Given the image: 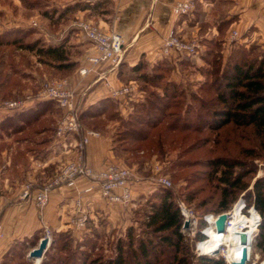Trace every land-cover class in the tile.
<instances>
[{
  "label": "rangeland",
  "instance_id": "obj_1",
  "mask_svg": "<svg viewBox=\"0 0 264 264\" xmlns=\"http://www.w3.org/2000/svg\"><path fill=\"white\" fill-rule=\"evenodd\" d=\"M64 2L66 3V0H0V32H7L4 37L5 40L7 39L6 41H10L0 45V109H2L0 114L2 118L7 115L4 114L5 112L11 114L21 110H3L2 103L4 100L20 99L27 95L35 94L43 80L68 78L58 75V73H64L66 69L51 68L55 65L52 62L58 61L53 58L52 55L38 53V48L45 46L46 43L57 41L62 38L64 39V34L69 30H72L73 33H79L78 29H75L70 24L75 18L92 21L86 17H76L72 14L67 15L66 13L69 11H65V9L74 8L73 6L76 5V3H70L68 5L61 4ZM70 13L73 12L70 11ZM65 25L69 26L64 28ZM251 30L252 29L246 31L244 35L248 34L247 36H249ZM69 41L70 40L65 42L64 50L68 52L69 59L73 60L75 56L73 53L75 44H71ZM72 41L74 40L72 39ZM33 42H37L35 49H28L26 46L27 43ZM209 46L215 49L210 57H218L219 59L215 65L206 64V66L208 65L207 67L211 68V70L213 69V71L218 72L216 69H221L225 60L222 46L217 47L214 44H210ZM243 47L246 51H250L248 59H259L264 53L257 39L251 40L250 42L248 41L246 45L244 42ZM189 56L190 55L185 58H180L187 62L186 64H179L177 78L180 80V84L179 87L176 88L174 99L170 96H165L163 100L158 99L160 97L159 95L165 92V85L162 81L163 83L161 82L158 88L150 87L149 89H143L139 86L140 93L128 99L130 103L129 110L118 109L117 111L116 105L111 103L107 111L108 114H112L115 120H117V129L120 125L122 127L135 126L140 128L142 132L148 133L147 138L143 140L134 141L131 138H126L124 141L118 140L117 142L118 145L133 149L132 151L127 150L125 153H122L123 159L126 161L124 165L131 168L134 166L136 177L139 175L148 179L145 185L148 187V193H142L141 196L140 192H137L135 198L133 196L131 202V206L134 204V207H136L132 217L134 243L141 235L146 239L150 237L155 241L160 240V237L154 233L148 225L145 226L144 223L148 211L152 209L151 203L160 201L159 196H161L160 193L164 189V186L155 183L151 178L156 170L155 164L158 163L162 172L166 173L171 179L172 186L170 188L173 190L174 199L176 201L181 199L184 200L193 207L198 215H200L198 228L201 226V217L204 214L209 212L216 213L217 208H219V202L223 197L221 195V189L224 187L225 183L220 178L223 174V167L220 166V168L216 170L217 167L212 164V159L227 157L230 159L247 161V166H236L235 173L239 172L240 169L245 170L249 166L254 168L253 172H248L245 178H243L244 181L248 183L247 187L245 189L237 188L235 194L237 196L227 209L223 211L232 210L235 202L240 197L245 198L244 193H249V190L252 189L255 179L264 175L263 136L256 133L253 125H236L230 122L217 129L211 127L213 123L211 122L212 118H210V111L216 107H224V103L220 102L215 88L217 83L221 84L223 88L224 78L220 72L218 74L211 72V74L206 73V75H204L202 73L204 66L200 65L196 67L197 64L191 62V60L187 58ZM176 59H179V56H177ZM40 62L43 63L40 64ZM175 67V65L172 66V68ZM30 69L38 71L37 80V77H34ZM197 71L200 72L202 76H198L197 78ZM170 77L172 76L170 75ZM175 80L178 81L177 79ZM148 95L150 100L160 101V104L163 102L162 109L164 112L161 113V109L157 107H151L150 101L146 100L145 102L144 99ZM36 103L37 101L28 106ZM166 104L167 106L165 107ZM187 110H191L192 112L187 113ZM60 112L61 108L54 103L48 113L50 116L47 118V121L42 119L33 124H28L21 132L16 133L15 136L38 137L36 131L42 129V127L46 125L53 127L59 118ZM131 115H146L145 119L150 116L151 119H155V121L159 119H162V121L155 126H147L146 124H139L136 122L131 124L128 122V117ZM51 118L52 123H49ZM104 122L105 121L101 118L98 126H101ZM172 124L174 126H172ZM6 128L9 130L12 129L8 125L4 130ZM48 133L51 135V131H48ZM2 144L3 140H0V147ZM25 175L23 176V180H25ZM132 180V189L133 185L136 189V187H139V185L144 182L141 183L137 181L136 178H132ZM245 200L247 202V207L253 204L251 199L248 200L245 198ZM136 202L139 203L135 206ZM244 210L247 212V208ZM251 211H253V209ZM262 217L261 215V220ZM101 223H105V220L101 219L100 224ZM101 228L100 226L97 229V233H99L98 237L88 234V238L85 239V237L82 236V245L79 246H74L76 245L75 242L79 240L75 241L73 235H71L74 245H67L60 249L63 239L68 235L59 237L54 250L56 259L68 261L72 258L77 262L79 261L78 263L83 262V264H86L89 261V259H85L86 257L90 259L91 257H97V259H102L103 261L110 256L116 255L118 249L117 237L123 235L126 230L123 233H116L112 229L104 230ZM259 229L260 224L256 232H258ZM181 231L185 237L184 245L188 248V251L181 253V255H185L184 259L186 260V262L182 264H197L200 260L196 257L199 254L196 252L195 247L196 243L202 237L199 235L198 230L196 233H193L192 229L186 228L183 230L181 228ZM125 234L123 235L125 239L121 242L129 240V237ZM260 239H262L260 235L254 236L251 254L246 264H260L264 262V245L261 243ZM19 241L20 242L14 247L15 252L13 253L15 254L11 253V255L5 259L4 264L34 263L33 259L31 260L28 258V253L32 245H28V241L25 239ZM93 241L96 243L95 247L91 246ZM227 248L228 245L224 244L218 253H213L212 255L216 257L222 255L225 258ZM164 249L166 250H164L162 254H158L161 264H174L172 261L174 248L167 246ZM86 253L89 256H86ZM175 263H177V260ZM225 264H227V261Z\"/></svg>",
  "mask_w": 264,
  "mask_h": 264
},
{
  "label": "crops",
  "instance_id": "obj_2",
  "mask_svg": "<svg viewBox=\"0 0 264 264\" xmlns=\"http://www.w3.org/2000/svg\"><path fill=\"white\" fill-rule=\"evenodd\" d=\"M176 1L66 0V3H61L66 5L76 3L74 8L65 9L69 11L67 15L89 18L101 28L116 30L124 37V54L118 65L104 63L86 74H81L80 68L89 65L86 58L91 52L89 40L80 33H73L72 30L64 34L65 42L70 40L71 44H75L73 51L75 65L63 69L65 72L58 75L68 77L70 84L79 94L82 109L110 97L117 111L129 110L128 99L131 98L115 96L112 90L129 82L135 83L139 90L137 70L133 69V66L142 60L146 63V69L151 70L158 61L167 58L172 66H176L171 69L170 78L180 81L177 78L180 63L175 58V53L165 56L161 52L164 38L171 29H175L182 39L196 40L199 43V49L187 57L197 64L196 67L205 63L203 55L212 38L218 39L222 44L224 58L233 47L243 45L244 42L246 45L248 41L255 39L264 50V0H195L193 10L181 15L172 10V5ZM230 18L232 20L228 23L227 19ZM221 19L227 22L226 27L219 28ZM68 26L65 25L64 28ZM233 29H237L240 36L234 38L231 34ZM250 29L252 30L249 36L244 35ZM51 68L60 69L55 66ZM30 70L34 77L38 76L37 70ZM99 74L102 76L97 79ZM198 76L202 75L197 71L196 77ZM3 110L8 111L4 108ZM48 113L41 115L39 119L47 121L50 116ZM101 118L105 122L95 128L86 125V120L90 118L85 120V128L96 129L99 132L87 134L88 142L84 151L88 162L95 166L108 163L126 164L122 156L124 151L116 147L117 120L107 112H104ZM51 121L52 118L49 123H52ZM19 132L21 131H11L0 136V140H3L0 147V223L3 233L0 237V264H4V255L16 241L31 239L37 234L35 242L37 245L43 234L44 224L49 225L54 232L70 233L75 241L81 240L82 236L93 235L100 226L104 230L112 229L116 233H123L132 224L133 211L136 208L134 204L131 206L132 201L128 205L109 201L103 195L99 183L85 176L78 177L75 185L54 187L48 203L42 209L31 197L26 199L20 197L26 182H32V189L41 187L57 172L64 161L75 155L77 150L73 144L79 137L67 138L71 144L64 147L62 141H56L55 137L45 141L47 129L36 131L38 138L35 140L15 136ZM132 169L135 171L134 166ZM136 179L144 182L136 189L133 185L134 198L137 192H140L141 196L142 193H148V187L145 186L148 179L139 175ZM87 187L91 189L84 190ZM79 195L82 197V210L87 217L81 227L72 222L76 216L74 201ZM138 203L136 202L135 206ZM101 219H104L105 223L100 224ZM35 244L30 245L34 247Z\"/></svg>",
  "mask_w": 264,
  "mask_h": 264
},
{
  "label": "trees",
  "instance_id": "obj_3",
  "mask_svg": "<svg viewBox=\"0 0 264 264\" xmlns=\"http://www.w3.org/2000/svg\"><path fill=\"white\" fill-rule=\"evenodd\" d=\"M76 6V5H75ZM74 7V6H73ZM224 20H226L224 18ZM221 19L219 21V28H223L227 26V22ZM228 23L230 19H227ZM7 32H0V45L3 43H8L10 41L5 40V35ZM37 42L27 43L28 49H35ZM210 44H214L217 47H221L222 44L216 38H212L208 44L207 49L204 52L203 58L205 63L203 64V74H211L220 72L223 75L224 83L223 88L221 84H216L215 88L220 99L221 103H224V107L222 108H213L210 111V115L212 118L211 122L213 125L212 128H220L227 123L233 122L236 125H253L255 127L256 133L263 136L264 138V53L261 55L259 59H248V54L250 51H246L243 45H239L233 47L225 58L221 69L217 68L218 72L211 70V68L207 67L206 64H216L218 62V57H210L214 53V47L209 46ZM221 44V45H220ZM65 47V38L51 41L50 43H46L45 46L38 48V53L52 55L53 58L58 60L57 62L53 61L55 67L60 69H69L75 65L74 60H70L69 54L64 50ZM188 56V55H186ZM186 56H183L185 58ZM176 58V57H175ZM221 59V58H220ZM179 63H185L184 59H177ZM46 63V62H44ZM145 62L139 61L136 65L133 66V69L137 70V80L139 81V85L143 89H149L150 87L158 88L161 82L165 85L164 90L160 94L158 99H165V96H170L174 99L176 88L179 87L180 81H176L175 79H171V68L172 63L164 58L158 61L151 70H147L145 67ZM201 68V67H200ZM202 70V68H201ZM165 74V76H164ZM169 76V77H168ZM35 80V78H34ZM153 88V89H154ZM161 88V87H160ZM169 88V89H168ZM152 90V89H151ZM138 94L140 90H137ZM110 97L104 98L101 101H98L85 109H80L79 119L82 124H85V120L90 118V120H86V125L91 128H95L98 126L99 121H101V115L104 112H107L110 104H114ZM145 102L150 101L151 107H157L161 109V113L164 112L162 109V103L160 101L150 100L149 95L145 97ZM56 103L53 99H42L37 101L36 104L27 106L22 108L21 110L15 111L14 113L6 115L3 119L0 120V136L9 132H18L23 130V128L28 124H33L36 121H39L40 116L49 112L51 110V106ZM142 105V104H141ZM164 106V105H163ZM167 104L165 105V107ZM136 108V105H135ZM187 113H191V110H187ZM133 113V112H132ZM138 114V113H137ZM61 112L59 114V117ZM146 115H131L128 117V122L146 124L147 126H155L157 123L161 122L162 119L155 121V119H151L149 116L145 119ZM206 120V119H204ZM11 127L9 130L4 128L6 126ZM55 125L50 127V125H46L42 127V129H47L51 131V135L46 136L45 141H49L50 139H54V131ZM121 126V125H120ZM118 127L115 136L116 147L119 150L124 151L127 150L132 151L133 149L128 148L126 146L118 145V140L124 141L126 138H131L134 141L143 140L147 138L148 133L142 132L140 128L131 126V127ZM172 126H174L172 124ZM4 130V131H3ZM38 131V130H37ZM36 138L28 137V140H35ZM212 164L218 168L220 166L223 167V174L220 178L224 181L225 185L221 189V195L223 196L221 201L219 202V208H217L216 212L223 211L227 209L230 203L235 199L237 195V188L245 189L248 185L243 178H245L246 174L249 172H253V167H248L247 169H240L239 172L235 173L236 166H247V161H243L240 159H230L227 157H218L212 159ZM244 170V171H243ZM245 198L248 200H252V203L261 213L262 220L260 223V229L256 235H260L262 239L261 243L264 245V175L257 177L253 183L252 189L249 190V193H244ZM160 201L153 202L152 209L148 211L147 216L144 220L145 226L148 225L151 230L156 233L160 240L155 241L152 238H144L141 235L135 243L133 242V226L132 224L126 228L125 235L129 237V240L126 242H121L125 238V236L120 235L117 237V252L116 255L110 256L107 259H97V257H86L85 259H89V264H161L158 256L163 253L164 248L167 246L173 247L172 253V261L174 264H182L186 262L184 259L185 255H181L182 252L188 251V248L184 245V234L181 231V225L183 217L181 215L179 206L177 201L174 199L173 190L170 187H165L163 191L160 193ZM136 210V209H135ZM134 210V211H135ZM255 210V209H253ZM201 225L204 224V220L201 221ZM52 241L50 245L46 249L41 264H83L78 263L75 259H69L68 261L57 260L55 257V246L59 240V237L66 236L63 239V242L60 245V249L64 248L67 245L73 244V238L68 232H54ZM97 232L93 235L98 237ZM199 235L203 237V235L199 232ZM255 235V236H256ZM87 236V235H86ZM85 239L88 238V236ZM28 241V245L35 244L37 241V234L33 236L31 239H25ZM20 241H16L6 252L4 255V261L8 258L11 253L15 254V246ZM76 245H82V241L79 240L75 242ZM96 243L92 242V247H95ZM191 249V248H190ZM159 254V255H158ZM195 254V253H194ZM86 256H89L87 253ZM191 255V250H190ZM84 257V256H83ZM82 257V258H83ZM198 260L197 264H225V258L222 255L213 256L210 254H199L196 256ZM177 260V263L175 261ZM185 260V261H184ZM169 262V261H168ZM86 263V264H88Z\"/></svg>",
  "mask_w": 264,
  "mask_h": 264
},
{
  "label": "built area",
  "instance_id": "obj_4",
  "mask_svg": "<svg viewBox=\"0 0 264 264\" xmlns=\"http://www.w3.org/2000/svg\"><path fill=\"white\" fill-rule=\"evenodd\" d=\"M195 6V0H177L172 5L174 13L181 15L188 13L193 10ZM71 26L78 29V32L85 36L90 43L91 52L88 54L87 62L89 65H83L80 68L81 74H86L88 71L94 69L100 64L107 63L109 65H118L124 54V37L116 30H106L101 28L98 24L93 21L75 18L71 23ZM232 36L238 37L240 34L237 29L232 30ZM200 45L196 40L182 39L176 32L175 29H171L165 36L163 44L161 45V52L165 56H169L172 52L175 53L176 57L179 58L195 53L199 49ZM102 75H98L97 79L101 78ZM136 84L129 82L119 88L113 89L112 93L115 96H122V98L128 99L137 96ZM42 99H53L57 105L61 108V115L58 118L54 136L56 141H62L64 147L71 144L67 138L73 136L78 138L73 144L77 150L75 155L64 161L58 168L57 172L50 177L41 187L32 189V182H26L24 184L23 191L20 197L23 199L31 197L35 204L42 209L49 201L50 192L54 187L61 185H75L78 177L85 176L97 183H99L103 195L112 202H120L124 205L130 204L133 199L132 195V178H136L133 169L127 165L121 163H108L100 166H95L88 162L85 155V146L88 142V133L98 134L97 130L87 129L81 123L79 119L80 103L79 94L77 90L70 84L68 78H60L57 80H43L40 83L39 89L35 94L27 95L20 99H8L4 100L2 107L7 110H18L22 109L35 101ZM156 165V170L151 176L152 180L165 187H171L172 181L162 172L159 164ZM155 167V166H154ZM91 187H87L84 190H90ZM181 215L183 217L181 228L192 229L193 233L198 230L203 237L196 243V252L198 254H210L218 253L221 249L211 252H204L200 247L199 243L209 238L207 229L214 227L216 230V220L221 212H209L204 214L201 219L204 220V224L199 226L200 215L187 204L184 200L177 201ZM76 208V216L72 222L77 226L81 227L86 222V213L82 210V197L77 196L74 201ZM238 206L239 210L243 214H248L252 209H255L260 215L259 211L254 204L247 207L245 198L240 197L234 204L233 209ZM247 208V212L244 209ZM232 210H226L227 222L230 220ZM188 221V225L185 222ZM261 222V215L258 219V226ZM43 234L40 239L47 237L48 243L47 248L52 241L53 233L49 225L44 224ZM198 228V229H197ZM2 226L0 223V237L2 236ZM249 241V236H248ZM224 245V244H223ZM226 245V244H225ZM224 255V254H223ZM226 258V253H225ZM249 258V257H248ZM227 261V259H226ZM34 264V263H33ZM41 264V261H40Z\"/></svg>",
  "mask_w": 264,
  "mask_h": 264
},
{
  "label": "bare ground",
  "instance_id": "obj_5",
  "mask_svg": "<svg viewBox=\"0 0 264 264\" xmlns=\"http://www.w3.org/2000/svg\"><path fill=\"white\" fill-rule=\"evenodd\" d=\"M231 213L230 220L227 222L226 230L224 232H220L214 227H209L207 229L209 238L199 243L204 252L216 251L220 249L223 244H227V264H233V261L239 260L241 257L244 246L240 234L242 231L249 236V242L246 247L248 249V257H250L252 241L255 234H257L258 219L260 217V215L254 210L248 214H243L238 206L232 209ZM40 261L41 259L38 257L33 259L34 264H40ZM260 264H264V262Z\"/></svg>",
  "mask_w": 264,
  "mask_h": 264
},
{
  "label": "water",
  "instance_id": "obj_6",
  "mask_svg": "<svg viewBox=\"0 0 264 264\" xmlns=\"http://www.w3.org/2000/svg\"><path fill=\"white\" fill-rule=\"evenodd\" d=\"M227 212H221L216 220L217 229L222 231L225 229L226 219H227ZM185 225H188V221L185 222ZM241 234V241L244 243L242 254L239 260L233 261V264H246L248 260V249L247 243L248 241V234L244 231L240 232ZM48 238L44 237L39 240L38 244L32 247L28 253V257L30 259H34L36 257L42 260V257L47 249Z\"/></svg>",
  "mask_w": 264,
  "mask_h": 264
}]
</instances>
